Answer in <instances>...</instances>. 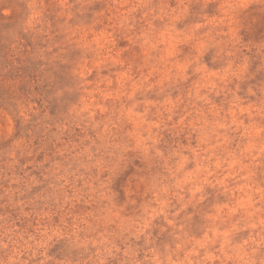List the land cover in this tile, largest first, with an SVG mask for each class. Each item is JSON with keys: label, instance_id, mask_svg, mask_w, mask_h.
<instances>
[{"label": "rangeland", "instance_id": "obj_1", "mask_svg": "<svg viewBox=\"0 0 264 264\" xmlns=\"http://www.w3.org/2000/svg\"><path fill=\"white\" fill-rule=\"evenodd\" d=\"M0 264H264V0H0Z\"/></svg>", "mask_w": 264, "mask_h": 264}]
</instances>
